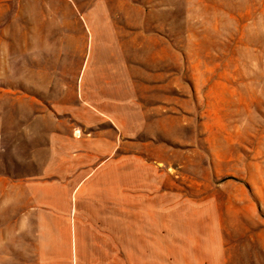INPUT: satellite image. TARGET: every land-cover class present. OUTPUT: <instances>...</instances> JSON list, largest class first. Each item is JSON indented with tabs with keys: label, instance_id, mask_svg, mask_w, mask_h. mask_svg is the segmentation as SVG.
<instances>
[{
	"label": "rangeland",
	"instance_id": "374dc122",
	"mask_svg": "<svg viewBox=\"0 0 264 264\" xmlns=\"http://www.w3.org/2000/svg\"><path fill=\"white\" fill-rule=\"evenodd\" d=\"M93 63L136 105L129 130L103 126L94 254H76L47 249L9 182L74 127L50 112ZM0 178V264H264V0H0Z\"/></svg>",
	"mask_w": 264,
	"mask_h": 264
},
{
	"label": "crops",
	"instance_id": "0c3cea01",
	"mask_svg": "<svg viewBox=\"0 0 264 264\" xmlns=\"http://www.w3.org/2000/svg\"><path fill=\"white\" fill-rule=\"evenodd\" d=\"M95 71L93 63L88 75L78 76L74 104L50 112L49 117L59 125L64 120L61 118H70L74 127L54 128L48 133L40 174L9 182L12 207L25 195L27 203L36 207L37 224L47 231V249L51 241L69 240L71 246L73 240L76 254H94V185L103 174L100 167L110 160L116 146L114 136L103 126L123 130L132 127L131 109L136 99L121 84V76ZM121 135L131 136L128 132ZM7 183L0 178L2 187ZM57 225L64 226V233Z\"/></svg>",
	"mask_w": 264,
	"mask_h": 264
}]
</instances>
